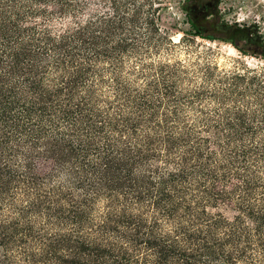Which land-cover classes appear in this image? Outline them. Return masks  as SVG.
Segmentation results:
<instances>
[{"label": "trees", "instance_id": "1", "mask_svg": "<svg viewBox=\"0 0 264 264\" xmlns=\"http://www.w3.org/2000/svg\"><path fill=\"white\" fill-rule=\"evenodd\" d=\"M148 1L0 0V264H264V67L160 59Z\"/></svg>", "mask_w": 264, "mask_h": 264}, {"label": "rangeland", "instance_id": "2", "mask_svg": "<svg viewBox=\"0 0 264 264\" xmlns=\"http://www.w3.org/2000/svg\"><path fill=\"white\" fill-rule=\"evenodd\" d=\"M148 3L145 8L155 9V38L165 31L170 39V44H163L157 50L161 51L160 59H180L186 66L206 62L223 71L264 67V60L244 55L240 48L222 40L223 33L217 30L221 23L236 24L247 33L257 34L264 42V0H149ZM190 18L205 37L219 39L195 36L188 22ZM244 43L242 39L237 40L238 47L242 46L244 51H255V47Z\"/></svg>", "mask_w": 264, "mask_h": 264}]
</instances>
